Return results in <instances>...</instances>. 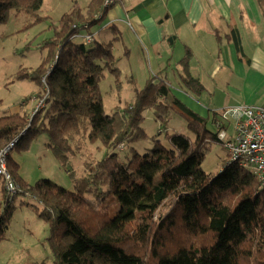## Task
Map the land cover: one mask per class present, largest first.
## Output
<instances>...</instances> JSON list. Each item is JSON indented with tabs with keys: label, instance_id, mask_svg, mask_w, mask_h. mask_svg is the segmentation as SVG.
<instances>
[{
	"label": "trees",
	"instance_id": "1",
	"mask_svg": "<svg viewBox=\"0 0 264 264\" xmlns=\"http://www.w3.org/2000/svg\"><path fill=\"white\" fill-rule=\"evenodd\" d=\"M43 4L44 0H0V25L13 9L36 17ZM108 10L103 0H92L87 10L74 6L52 25L54 33L43 46L49 53L42 64L31 74L18 75L40 84L35 96L46 97V106L33 119L27 110L0 115V150L17 140L7 160L19 183L11 197L0 179L5 195L0 242L12 221L14 198L23 193L42 205L40 210L34 207L50 225L55 264H264V187L257 176L229 163L230 157L218 174L202 167L211 143L224 144L216 111L213 131L211 117L186 107L157 77L136 92L130 105L117 106L111 114L105 111L100 83L107 70L117 78L121 73L113 43L95 39L86 44L75 37L92 34ZM232 37L240 50L239 32H232ZM184 80L186 86L203 88L192 76ZM148 109L164 125L171 110L184 115L188 132H167L165 145L142 127ZM37 134L46 136L52 154L65 167L72 156L82 153L86 137L106 153L102 150V157L86 159L80 176L67 168L73 190L48 178L29 183L18 171L12 151L25 149L21 143ZM148 140L154 146L144 153L132 147L130 158L117 151L121 144L125 149ZM169 202L170 209L163 212Z\"/></svg>",
	"mask_w": 264,
	"mask_h": 264
},
{
	"label": "rangeland",
	"instance_id": "2",
	"mask_svg": "<svg viewBox=\"0 0 264 264\" xmlns=\"http://www.w3.org/2000/svg\"><path fill=\"white\" fill-rule=\"evenodd\" d=\"M79 4H81L79 0H45L38 16L33 17L23 12L18 13L13 9L10 11L7 20L0 25V115L15 113L16 111H29L27 104L36 99L37 103L31 111L33 112L31 117L33 119L42 99H45L46 106V97L40 99L35 96L40 89V84L29 78L20 79L18 75L22 72L31 74L42 64L49 53L48 47L43 46L45 41L54 33L52 25ZM38 17L39 19L42 17V20H37ZM106 21L105 19L102 21L103 24L96 25L92 29L98 30L101 26L103 28L106 25ZM256 32L258 33L256 34ZM245 34L247 36L243 43L242 35L240 38L241 49L239 50L236 44L235 46L238 54L242 57L253 58L255 50L259 46L264 48V31L253 30V33L247 31ZM96 39L102 40L97 35ZM122 40L125 39L123 38ZM75 41L83 42L84 39L83 37H77ZM113 43L116 47L115 55L117 57L115 66L118 68H120V65L128 68L129 66L135 67H133L134 71H129L125 68L118 78L111 71H106V75L100 83V88L103 94L104 109L108 114L113 113L117 106L124 108L130 105L134 101L136 92L142 90L152 77H157L158 81L165 80L169 85L171 94L177 97L186 107L195 112L201 110L206 113L211 112V124L209 127L213 131H217L216 125L212 123L214 108L222 107L219 110H224L240 104H264V76H259L256 71H251L252 73H249L247 77L238 76L237 72L235 76H227V72L231 69H227L226 65H224V69L216 79V84L207 80V86H205L201 78L194 75L197 69L200 73H204L205 69L196 60L191 61L189 58L186 62L183 60H175V63L171 62L169 69H166L168 76L163 73L164 71H157L150 76L148 71L141 66L142 62L138 58L135 60L134 53L119 55L118 51L121 44H118L115 40ZM127 48H133L139 54L135 46L128 45ZM137 57H140V55ZM146 59V64L150 65L149 59ZM201 65L204 66V63L202 62ZM176 66L180 67L182 76L177 75ZM191 76L201 82L203 85L201 90L196 86H186L183 83V81L185 82L184 78ZM44 77L43 82L46 84ZM27 96H30V99L26 100ZM180 111L183 112L182 109ZM183 114L185 113L183 112ZM229 121L225 123L227 133L231 137L234 133L233 121ZM142 127L149 135L156 136L165 145H169L166 137L167 132H188V122L185 116L175 110L170 111L168 124L164 125L156 118L154 110L148 109L145 112V120ZM45 138L44 134L32 135L21 143V145L26 146L25 149L19 150L15 148L12 151L14 159L19 162L18 171L32 183L41 178H48L67 189L73 190L75 189L74 182L67 168L71 166L75 170V174L80 176L83 174L84 161L86 159L100 158L106 153V148H97V144H91L86 137L87 140H85L86 138L84 139L85 141L83 140L82 153L72 156L70 166L65 167L60 164L52 154L51 149L44 143ZM153 146L154 142L152 140L139 141L133 146L127 145L125 149H123L124 144H121L120 148L122 150L118 149L117 151L123 157L129 156L130 158L133 153L132 147L144 153L146 148H152ZM102 150H104V153ZM229 155L230 153L223 143L214 141L205 155L202 167L208 173L218 174L228 162ZM14 182L17 184L18 189V181L14 179ZM3 188L0 185V207L2 204L4 205L5 195ZM7 191L12 194L11 197L15 196L14 192ZM170 203L163 207V212H167L170 209ZM13 205L14 214L10 227L6 232V238L0 242V264H55L54 254L49 243L50 225L39 216L40 212L38 210L42 208V205L32 195L23 193L16 195ZM182 239H185L184 233L182 234Z\"/></svg>",
	"mask_w": 264,
	"mask_h": 264
},
{
	"label": "crops",
	"instance_id": "3",
	"mask_svg": "<svg viewBox=\"0 0 264 264\" xmlns=\"http://www.w3.org/2000/svg\"><path fill=\"white\" fill-rule=\"evenodd\" d=\"M79 1L87 10L92 0ZM105 19L103 28L92 30L95 39L97 35L101 42L113 43L115 40L121 44L119 55L134 53L135 60L138 58L142 62L141 66L150 76L157 71H164L168 76L166 69L171 62L181 61L189 54L191 61L196 60L205 69L204 73L198 69L193 73L205 86L207 80L216 84L224 65L231 69L227 76H235L237 72L238 76L247 77L251 71L264 76V48L259 46L253 58H244L238 54L231 36L232 32L238 31L243 43L247 36L245 32L264 31V0H120L109 8L102 21ZM128 45L135 46L139 54L133 48H127ZM112 46L115 53L114 43ZM243 51L245 53L244 48ZM146 58L150 65L146 64ZM133 67L120 65L119 69L121 72L125 68L134 71ZM176 71L178 76H182L179 66H176ZM35 100L27 104L29 111L36 105ZM221 108H214L213 114ZM203 111L197 113L211 116V112ZM44 143L50 149L47 138ZM22 177L32 183L24 175Z\"/></svg>",
	"mask_w": 264,
	"mask_h": 264
},
{
	"label": "built area",
	"instance_id": "4",
	"mask_svg": "<svg viewBox=\"0 0 264 264\" xmlns=\"http://www.w3.org/2000/svg\"><path fill=\"white\" fill-rule=\"evenodd\" d=\"M119 1L103 0V7L110 8ZM77 37H83V42L86 44H92L95 41L94 33L81 34L75 38ZM45 80L46 76L44 77ZM44 106L45 99H42L36 111ZM216 112L219 138L224 142L230 153L229 163H237L239 166L252 171L257 176L260 185L264 187V104H240ZM230 119L233 121L234 130L231 137L227 133L225 123ZM10 146H12V143ZM10 146L0 150V179L4 180L7 190L15 192L18 186L7 168V154Z\"/></svg>",
	"mask_w": 264,
	"mask_h": 264
},
{
	"label": "water",
	"instance_id": "5",
	"mask_svg": "<svg viewBox=\"0 0 264 264\" xmlns=\"http://www.w3.org/2000/svg\"><path fill=\"white\" fill-rule=\"evenodd\" d=\"M16 141H17V140H16ZM16 141H15V142H16ZM15 142H13V143H12V146L14 145V143H15ZM12 146H10V148H9V149H11V148H12Z\"/></svg>",
	"mask_w": 264,
	"mask_h": 264
}]
</instances>
